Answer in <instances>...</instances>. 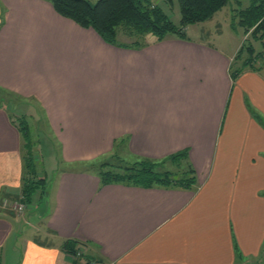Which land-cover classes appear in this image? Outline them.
Instances as JSON below:
<instances>
[{"label":"crops","instance_id":"crops-1","mask_svg":"<svg viewBox=\"0 0 264 264\" xmlns=\"http://www.w3.org/2000/svg\"><path fill=\"white\" fill-rule=\"evenodd\" d=\"M186 36L125 48L48 0H0V91L39 102L64 165L48 183L43 229H14L20 264H248L263 252L264 61L231 78L237 37L219 46ZM1 110L0 201L19 193L22 171L20 133ZM118 137L150 158L187 147L196 187L100 185L79 170ZM9 212L0 248L18 221Z\"/></svg>","mask_w":264,"mask_h":264},{"label":"trees","instance_id":"trees-1","mask_svg":"<svg viewBox=\"0 0 264 264\" xmlns=\"http://www.w3.org/2000/svg\"><path fill=\"white\" fill-rule=\"evenodd\" d=\"M53 9L70 18L82 27H91L103 41L125 48L140 49L147 44L161 41L167 36L187 38L185 27L212 17L227 0H177L180 18L175 24L153 0H48ZM171 3L172 0H164ZM237 23L244 33L258 38L264 33V0H235ZM130 39L124 41L119 35ZM257 60V61H254ZM264 56L255 51L250 42H242L230 65L231 78L245 67L257 68ZM30 99H27L28 104ZM8 101V99H7ZM32 104V103H31ZM17 125L22 139V175L20 197L25 204L30 202V193L43 181L42 173L37 176L29 137L27 115H22ZM94 164L79 170L94 172L100 185L120 183L141 187H165L194 189L197 185L196 171L189 160L188 148L184 147L160 158L133 154L126 146V139L113 140L110 151L99 154ZM90 160V159H89ZM12 196V198H14ZM2 199V198H1ZM75 241L65 240L62 247L70 254L75 253ZM86 256L84 258H88Z\"/></svg>","mask_w":264,"mask_h":264},{"label":"rangeland","instance_id":"rangeland-1","mask_svg":"<svg viewBox=\"0 0 264 264\" xmlns=\"http://www.w3.org/2000/svg\"><path fill=\"white\" fill-rule=\"evenodd\" d=\"M89 1L91 3L95 2V0ZM153 1L162 8V10L175 24H178L180 13L177 0H172L171 3H167L164 0ZM236 7L237 3L235 0H227V2L212 15V17H214L212 21H202L189 24L190 26H188V31L185 30V32L190 36L203 34L206 39L219 46H222L225 42L233 43L232 40H234V37H237L239 45L242 42H250L255 51H263L264 33L258 38H252L248 32L244 33L242 27H240L237 23V16L234 14V8ZM4 15L5 11H3L2 19L4 18ZM216 20L219 22V28H217L219 33H217L216 29H214V21ZM119 36L124 41H128L130 39L128 36L123 34ZM23 101L24 98L15 93L0 91V107L5 110L0 109L3 116L5 113L9 115L12 118V123L17 127V125H19V121L23 118L22 115H27L25 119L28 123L29 137L34 142L32 146L34 158L37 156V159H34V164L38 170L37 173L40 175L42 173L43 181H39L40 184L38 187L30 193V202L28 204L20 201V197L12 198L6 195L2 196L0 201V210L5 212V214L9 211L11 213H17V216L19 217H17V222H12L13 224L11 225V228L13 227V230H11V232L6 236L3 246L0 248V264H20L23 246L21 239H19L20 237L17 241H15L17 235L16 233H13L15 228H17L19 232H22L23 230V236L21 237H25L27 234L35 235L37 230L34 228H38L39 230L43 229V222L45 219L43 214H46L43 210L46 205H48L49 201L48 183L49 181H55L56 174L59 170L58 167L64 166L60 160L57 139L50 131H48V124L39 102L30 98L29 105L19 104ZM21 144L22 141L19 147L22 159ZM97 159L98 158L82 162L79 164V167H88L90 164H94ZM39 174H37L36 177H38ZM16 194L18 195L19 193ZM248 264H264V250L260 255L252 257Z\"/></svg>","mask_w":264,"mask_h":264},{"label":"built area","instance_id":"built-area-1","mask_svg":"<svg viewBox=\"0 0 264 264\" xmlns=\"http://www.w3.org/2000/svg\"><path fill=\"white\" fill-rule=\"evenodd\" d=\"M84 249L81 245L77 246L75 253L73 254L74 258H79L83 255ZM82 264H98V261L93 257L84 258Z\"/></svg>","mask_w":264,"mask_h":264}]
</instances>
